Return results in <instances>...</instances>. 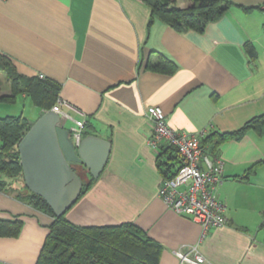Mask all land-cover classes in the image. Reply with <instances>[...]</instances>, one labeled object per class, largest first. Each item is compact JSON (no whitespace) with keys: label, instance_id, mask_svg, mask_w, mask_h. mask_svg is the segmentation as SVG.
I'll return each instance as SVG.
<instances>
[{"label":"crops","instance_id":"0c3cea01","mask_svg":"<svg viewBox=\"0 0 264 264\" xmlns=\"http://www.w3.org/2000/svg\"><path fill=\"white\" fill-rule=\"evenodd\" d=\"M230 2L204 32L179 33L150 23L141 0H0V59L22 77L59 84L60 110L84 121L83 138L109 148L93 183L74 166L89 188L66 211L72 224L131 223L161 246L158 264H180L175 252L193 247L210 264H264V127L250 126L217 147L224 181L216 194L227 206V223L204 236L198 223L157 196L178 163L148 144L151 107L161 108L174 131L203 139L264 118V0ZM160 59L174 71L148 68ZM9 93L0 88V96ZM6 105L0 102V118L18 116ZM32 114L20 112L32 123L43 112ZM160 155L167 167H159ZM14 218L22 226L16 237H0V264H36L53 217L0 192V220Z\"/></svg>","mask_w":264,"mask_h":264},{"label":"trees","instance_id":"16d2710c","mask_svg":"<svg viewBox=\"0 0 264 264\" xmlns=\"http://www.w3.org/2000/svg\"><path fill=\"white\" fill-rule=\"evenodd\" d=\"M141 1L150 10V23L159 20L179 33L204 32L210 23L220 19L233 5L230 0H185L190 3L189 7L179 9L173 6L171 0ZM247 51L253 55L251 48ZM148 68L170 74L175 67L168 60L160 59L158 64L150 65ZM1 71L6 74L10 93L7 96H0V102L13 104L18 96L24 95L43 113L56 105L60 93L59 84L38 77H22L16 74L4 59H0ZM32 124L22 115L0 118V192L12 194L18 201L32 209L53 217L36 264H158L161 246L135 225L124 223L116 226H77L66 218V212L55 218L41 197L26 190L17 147ZM250 126L263 128L264 118L252 120L235 134H213L202 138L201 146L204 153L217 157L216 149L221 143L240 136L243 130ZM161 150L164 151L162 158L165 155L169 159L176 156L171 148ZM165 162L161 160V155L158 156L159 167H167ZM164 176L167 177L166 174ZM94 181L92 179V183ZM88 188L89 186L82 188L80 196ZM21 226L22 221L19 218L0 220V237H16ZM261 227L264 228V219Z\"/></svg>","mask_w":264,"mask_h":264},{"label":"built area","instance_id":"2783aa9c","mask_svg":"<svg viewBox=\"0 0 264 264\" xmlns=\"http://www.w3.org/2000/svg\"><path fill=\"white\" fill-rule=\"evenodd\" d=\"M43 79L42 76H39ZM57 101L51 111L61 121H72L69 129L73 145L79 147L83 138V120H72L60 110ZM146 117L151 125L148 144L154 152L171 148L177 157V167L171 176L160 182L157 196L166 207L178 215L191 218L198 223L204 236L210 229L224 227L227 223L226 204L217 198V188L224 181L223 162L218 157L204 153L201 140L204 134H188L171 129L159 107L147 109ZM180 264H210L193 247L187 253L175 252Z\"/></svg>","mask_w":264,"mask_h":264},{"label":"water","instance_id":"95a60500","mask_svg":"<svg viewBox=\"0 0 264 264\" xmlns=\"http://www.w3.org/2000/svg\"><path fill=\"white\" fill-rule=\"evenodd\" d=\"M17 148L26 190L41 197L55 218L81 195L83 182L74 166L97 179L109 152L108 145L94 137L82 138L76 148L64 122L51 110L33 122Z\"/></svg>","mask_w":264,"mask_h":264},{"label":"rangeland","instance_id":"374dc122","mask_svg":"<svg viewBox=\"0 0 264 264\" xmlns=\"http://www.w3.org/2000/svg\"><path fill=\"white\" fill-rule=\"evenodd\" d=\"M173 2V6L179 9H184L189 7L190 3L188 1L185 0H175L172 1ZM7 77L4 71L0 72V88L2 89H7L9 87V85L7 84ZM19 98V99H18ZM17 98V102L13 104H8L6 106H9L6 108V110H12L13 113H15V115H20V112H22L24 115L29 116V117H34V114H32V111L35 113L36 112V108L34 106L31 105L30 101L27 99L26 101L22 102L21 98L18 97ZM3 108V107H0ZM5 108V107H4ZM12 113V112H10ZM5 117V116H4Z\"/></svg>","mask_w":264,"mask_h":264}]
</instances>
